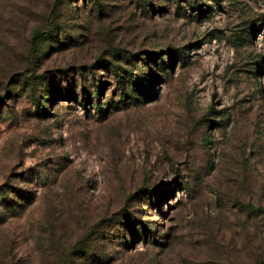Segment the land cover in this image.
Instances as JSON below:
<instances>
[{
	"label": "rangeland",
	"instance_id": "1",
	"mask_svg": "<svg viewBox=\"0 0 264 264\" xmlns=\"http://www.w3.org/2000/svg\"><path fill=\"white\" fill-rule=\"evenodd\" d=\"M2 194L0 264H264V0H0Z\"/></svg>",
	"mask_w": 264,
	"mask_h": 264
},
{
	"label": "trees",
	"instance_id": "2",
	"mask_svg": "<svg viewBox=\"0 0 264 264\" xmlns=\"http://www.w3.org/2000/svg\"><path fill=\"white\" fill-rule=\"evenodd\" d=\"M16 205H19V203L14 204L12 201L9 200L8 197L3 196V194L0 196V208H2L0 210V223L5 220V217H6L5 215L7 213L14 212ZM248 207L251 210L255 211L256 213H260V212L264 213L263 208H260V207L255 208L251 205H248Z\"/></svg>",
	"mask_w": 264,
	"mask_h": 264
}]
</instances>
